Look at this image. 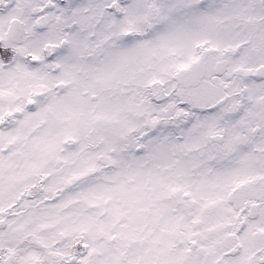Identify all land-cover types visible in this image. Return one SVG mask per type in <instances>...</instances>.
Returning a JSON list of instances; mask_svg holds the SVG:
<instances>
[{
    "label": "snow or ice",
    "instance_id": "1",
    "mask_svg": "<svg viewBox=\"0 0 264 264\" xmlns=\"http://www.w3.org/2000/svg\"><path fill=\"white\" fill-rule=\"evenodd\" d=\"M0 264H264V0H0Z\"/></svg>",
    "mask_w": 264,
    "mask_h": 264
}]
</instances>
